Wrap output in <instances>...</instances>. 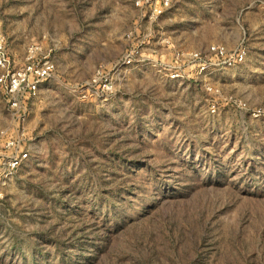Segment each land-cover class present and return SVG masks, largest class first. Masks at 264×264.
<instances>
[{
    "label": "rangeland",
    "instance_id": "obj_1",
    "mask_svg": "<svg viewBox=\"0 0 264 264\" xmlns=\"http://www.w3.org/2000/svg\"><path fill=\"white\" fill-rule=\"evenodd\" d=\"M136 1L0 0L16 67L31 47L56 65L0 197V264H264V0H171L154 23ZM134 37L149 59L82 88ZM211 45L247 55L170 77ZM14 122L0 87V135Z\"/></svg>",
    "mask_w": 264,
    "mask_h": 264
},
{
    "label": "built area",
    "instance_id": "obj_2",
    "mask_svg": "<svg viewBox=\"0 0 264 264\" xmlns=\"http://www.w3.org/2000/svg\"><path fill=\"white\" fill-rule=\"evenodd\" d=\"M135 4L143 11V16L154 23L170 7L171 0H137ZM145 43L144 38L131 39L121 57L109 68L99 67L93 78L82 88L89 87L98 94L114 93L117 73L150 58L146 55ZM38 49L39 47H31L29 50L31 55L27 63L18 68L3 39H0V87L8 110L15 121L12 127L1 131L0 135L3 147L0 152V197L3 195L4 187L29 159L33 138L27 127V120L31 114L32 100L37 95L41 83L51 77L56 69L54 61L48 55L43 57L33 55ZM246 55V47H238L230 51L224 45H211L205 53L177 52L175 63L169 65L172 68L170 77L174 79L185 77L187 71L193 67L196 73L193 77H199L207 73L211 60L214 61L213 63L219 61L218 64L233 66L244 61ZM238 105L241 108L246 107L242 101H238ZM262 112L264 111L254 110V115Z\"/></svg>",
    "mask_w": 264,
    "mask_h": 264
}]
</instances>
